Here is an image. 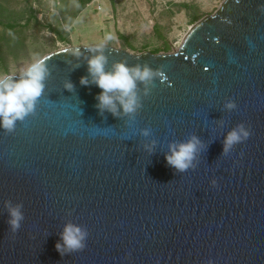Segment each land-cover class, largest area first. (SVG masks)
Masks as SVG:
<instances>
[{
  "label": "water",
  "instance_id": "obj_1",
  "mask_svg": "<svg viewBox=\"0 0 264 264\" xmlns=\"http://www.w3.org/2000/svg\"><path fill=\"white\" fill-rule=\"evenodd\" d=\"M261 5L223 0L170 53L107 45L108 70L118 61L162 67L135 122L99 115L102 90L80 85L87 64L66 50L95 45L43 56L51 76L36 115L13 134L0 129V264H264ZM67 80L74 92L63 88ZM229 98L231 112L223 108ZM240 123L250 138L221 155L224 136ZM145 127L157 140L152 155L139 135ZM192 134L207 150L195 170L176 174L167 144ZM8 200L23 204L16 234ZM69 221L88 230L87 247L61 256L55 245Z\"/></svg>",
  "mask_w": 264,
  "mask_h": 264
},
{
  "label": "clouds",
  "instance_id": "obj_2",
  "mask_svg": "<svg viewBox=\"0 0 264 264\" xmlns=\"http://www.w3.org/2000/svg\"><path fill=\"white\" fill-rule=\"evenodd\" d=\"M239 3V0H236ZM264 14V5L258 9ZM112 40L108 35L104 41L95 45L66 50L71 56L80 61L83 59L87 64V76L80 78V85H95L102 91L95 99L98 101L96 108L99 115L104 116L105 112L120 119L127 118L135 122L139 116L143 101L147 99L156 88L158 79L163 76L162 67L153 69L147 63H137L129 66L126 61H118L111 64L108 70L109 59L106 55L108 50L107 42ZM71 64V60L67 61ZM80 63L74 64L72 70L79 68ZM51 76V69L48 66L47 58L34 57L32 61L19 69L18 73L0 74V129L6 135L16 131L17 123H23L29 116L36 115V107L39 99L45 92L46 82ZM63 88L69 92L75 91V86L67 80ZM224 110L231 112L237 109V104L229 98L223 105ZM223 124V121L220 122ZM139 135L146 141L143 149L152 155L157 147V140L153 136L152 129L145 127L139 129ZM251 135V130L244 123L237 124L232 128L222 141L223 156H228L234 148L246 142ZM207 150V146L195 134L190 135L184 141H173L167 144L165 159L168 166L175 169L177 173H185L188 170H195L199 164V156ZM213 187L216 180H212ZM4 208L8 214L7 223L13 234L21 228L25 219L22 211L23 204H13L11 200L4 202ZM70 215V213H69ZM60 241L55 245L56 250L64 256L82 252L87 247L89 236L88 230L71 221L67 222L59 233ZM208 264H212L209 260Z\"/></svg>",
  "mask_w": 264,
  "mask_h": 264
},
{
  "label": "rangeland",
  "instance_id": "obj_3",
  "mask_svg": "<svg viewBox=\"0 0 264 264\" xmlns=\"http://www.w3.org/2000/svg\"><path fill=\"white\" fill-rule=\"evenodd\" d=\"M0 1L3 4L0 20L6 21L9 17V21L16 20L20 25L29 20L28 25L15 31L16 37L23 38V44L15 53L5 55L3 65L0 64V74H10L18 73L34 57L42 58L67 46L96 45L108 35L112 40L107 45L131 53L156 49L159 53L173 52L191 27L192 13L196 10L203 17L210 15L223 0H91L83 9H80L78 0ZM181 3L191 5L192 9L174 6ZM57 5L64 10L58 9ZM29 8L33 9L39 23L30 19ZM53 15H58L60 26ZM52 29L66 31L67 36L62 35L66 40H59ZM9 36V31L0 27V37ZM166 45L169 46L168 52ZM4 67L7 72L2 71Z\"/></svg>",
  "mask_w": 264,
  "mask_h": 264
},
{
  "label": "trees",
  "instance_id": "obj_4",
  "mask_svg": "<svg viewBox=\"0 0 264 264\" xmlns=\"http://www.w3.org/2000/svg\"><path fill=\"white\" fill-rule=\"evenodd\" d=\"M90 1L91 0H78L80 9H83L86 6V4H88ZM174 6H177L179 8L185 9V10L192 9L191 5H188V4H185V3L176 4ZM57 8L60 9V10H64L63 8H61L58 5H57ZM2 11H3V4L0 1V19L3 17V16H1L2 15ZM29 14H30V16H29L30 19H33L34 23H36V24L39 23L38 20L36 19L35 15H33L34 14L33 13V9L29 8ZM4 17H7V16H4ZM53 17L56 19L57 25L60 26L58 15H53ZM202 17H203V15L199 14L195 10L192 13V16L190 17L189 23L191 25H193L195 22L200 20ZM63 20L66 22L65 19H63ZM60 22H61V20H60ZM26 24L27 25L29 24V20H27L25 22V24H23V25H20L16 20L15 21H9V17L6 18V21H5V19L4 20H0V27H2V29L4 31L7 30L10 33V36L7 37L8 39L6 37H0V64L3 65V57H5V55H9V54L15 53L17 48L19 49V46H21L23 44V38L16 37L15 36V31H16V28H20L21 29ZM52 31L57 34L59 40H61V41H65L66 40V38L62 36L63 34H65V36H67L66 31L62 32L61 29L60 30L52 29ZM18 32H20V30ZM127 46H129L130 48H133L130 44H128ZM4 49H5V51H4ZM165 50H166V52L169 51V46L168 45L165 46ZM159 52L160 51L158 49L152 51V53H155V54L159 53ZM2 71L7 72V68L4 67L2 69Z\"/></svg>",
  "mask_w": 264,
  "mask_h": 264
}]
</instances>
